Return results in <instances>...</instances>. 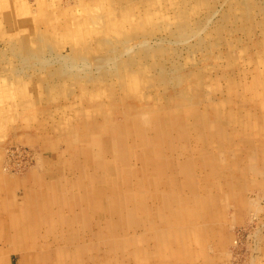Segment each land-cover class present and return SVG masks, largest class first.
Here are the masks:
<instances>
[{"label":"rangeland","instance_id":"374dc122","mask_svg":"<svg viewBox=\"0 0 264 264\" xmlns=\"http://www.w3.org/2000/svg\"><path fill=\"white\" fill-rule=\"evenodd\" d=\"M3 226L60 264H264V0H0Z\"/></svg>","mask_w":264,"mask_h":264},{"label":"bare ground","instance_id":"6f19581e","mask_svg":"<svg viewBox=\"0 0 264 264\" xmlns=\"http://www.w3.org/2000/svg\"><path fill=\"white\" fill-rule=\"evenodd\" d=\"M44 40V39H43ZM43 51V50H42ZM18 54V53H17ZM22 54V53H21ZM70 62H66L65 63V66L66 67H62V69H64V68H67L68 66V68H71V67H73L74 66V64L71 62L70 64H69ZM62 65V64H61ZM73 65V66H72ZM62 66H64V64L62 65ZM133 128H134V132L133 133H138L139 132V135L141 134L142 136H143V134H142V131H138V129H137V126H135V125H133ZM125 132V134L127 133V129H126V131H124ZM99 133V132H98ZM99 138V137H98ZM95 139V138H94ZM130 139H131V137H130ZM97 141V140H96ZM100 141V140H99ZM122 145V144H121ZM121 147V146H120ZM67 149V148H66ZM144 156V155H143ZM66 157V156H65ZM57 158V157H56ZM59 162V161H58ZM75 163V162H74ZM156 163V162H155ZM158 164V163H157ZM53 165V164H52ZM57 165V164H56ZM66 165V167H69V168H71V167H74V165L73 164H71V162H70V164H65ZM56 167V166H55ZM59 167H63V165L62 166H59ZM48 168H49V166H48ZM5 169V168H4ZM154 169H156V167L154 168ZM51 170V169H50ZM60 171H61V169L60 168H53V171H51V172H54V174H55V177L57 176V174L59 173V175H61L62 174V172L60 173ZM65 171V170H64ZM162 173H163V171H162ZM178 174H179V171H178ZM185 175V174H184ZM56 178H59L60 179V177H56ZM154 180V179H153ZM169 180V179H168ZM62 181V180H61ZM208 182V181H207ZM169 183V182H168ZM174 183V182H173ZM133 185V184H132ZM187 185V184H186ZM173 186H175V185H173ZM106 188V187H105ZM176 188V187H175ZM138 189V188H137ZM177 192V191H176ZM107 193V192H106ZM109 193V192H108ZM97 194V193H96ZM104 194V193H103ZM142 195V197L144 196V194L142 193L141 194ZM67 196V195H66ZM100 196V195H99ZM98 196V197H99ZM111 196V195H110ZM140 196V195H139ZM68 197V196H67ZM135 197H136V195H135ZM145 197V196H144ZM29 197H27V199H28ZM69 198V197H68ZM70 199V198H69ZM135 199V198H134ZM140 199V198H139ZM71 201H73L74 199H70ZM66 203H69V200L67 199V198H65V200H64ZM65 204V203H64ZM64 206V205H63ZM139 206V205H138ZM171 208H172V206H170ZM22 208V207H21ZM144 208H146V207H144ZM150 208H152V207H150ZM79 208H74V219L75 218H78V217H80L81 216V214H80V212H79V210H78ZM94 210H97L96 208H93ZM102 209H104L105 211L104 212H99L103 217H106V215H107V217H106V221H108V222H111L112 220V223H113V233L114 234H116V233H119V231H120V227H123L124 228V224L120 221V220H118V219H120V213L121 212H123L122 210H121V208L120 209H118V208H109V210H106L105 208H102ZM140 209H143V208H133V211L131 210L130 212H128L127 214H132V213H134V216H135V214H136V212H138ZM190 209V208H189ZM188 209V210H189ZM250 209V208H249ZM144 210V209H143ZM185 210V209H184ZM205 210H207V209H205ZM244 210V209H243ZM98 211V210H97ZM141 211V210H140ZM180 211V210H179ZM13 213V212H12ZM185 213V212H184ZM84 214H88L87 212L86 213H84ZM201 215H202V213H201ZM4 216V215H3ZM95 217V216H94ZM208 217H212L211 219H216L217 218V216H208ZM28 218V217H27ZM134 218V217H133ZM5 219V218H4ZM194 219L196 220V219H198V217H194ZM207 219V218H206ZM7 220V219H6ZM5 220V221H6ZM151 220V219H150ZM190 220L192 221L193 219L192 218H190ZM219 220V219H218ZM8 221V220H7ZM174 221V220H173ZM180 221L181 220H179V222L178 223H180ZM168 222V221H167ZM182 222H183V220H182ZM201 222V221H200ZM199 222V223H200ZM173 223H175V222H173ZM172 223V224H173ZM192 223H193V221H192ZM210 223V222H209ZM218 223V222H217ZM123 224V225H122ZM147 224H149V223H147ZM169 224H171V222H169L168 223V225ZM208 224V223H207ZM7 225V224H6ZM16 225V224H15ZM20 225H21V223H20ZM122 225V226H121ZM137 225H139V223H138V221H135L134 222V226H137ZM150 225V224H149ZM173 225H176V224H173ZM204 225V224H203ZM213 226H214V224H212ZM212 225H210L209 224V227L211 226V230H212ZM218 225H220V224H218ZM229 225V224H228ZM9 226V225H8ZM201 226V225H200ZM205 226V225H204ZM183 228H184V226H182ZM192 227V226H191ZM228 228V227H227ZM0 229H3V230H6L7 228L6 227H0ZM112 229V225H111V228L109 229V230H111ZM170 229H172L171 227H170ZM214 229V228H213ZM17 230V229H16ZM168 230V229H167ZM167 230H163V231H160V232H158L157 234H154L155 236H161L162 237V240H163V242H165L166 244L167 243H169L168 242V238H167V234H166V232H167ZM173 230L175 231L174 232V235H175V233H176V235L174 236L175 237V243H176V246L179 244V245H181L182 246V243H185V240L186 241H189L190 243H192V245H198L199 244V241H200V239H199V237H200V233L197 231V230H195V229H191L190 231L189 230H187V232H186V238L184 239V236H182V232H181V234H180V230L177 228V226L175 227L174 226V228H173ZM220 231V230H219ZM7 232V231H6ZM24 232H26V236H24L23 234H24ZM28 232H29V230H28V228L26 227L25 229H23V230H18V231H16L15 233V235L14 236H12V237H14L16 240H11L12 239V237H10V235H11V233L8 231V236H5V237H3V238H0V240L2 241V242H7L8 244L9 243H13L14 242V245L13 246H11L12 248L11 249H8V250H6V252H7V254L9 253L10 254V252H15V253H18L19 255H20V257L22 258V263L21 264H23L24 262H25V264H29V263H27V261H29L30 262V264H60V263H58V260H60L61 261V258H62V256H60V257H58L56 254H62V250L61 249H59V251H57L56 249L54 250V252H53V249H52V245L53 244H51L50 242H47L45 245H39L38 246V242H37V240L35 239V238H32L31 236H30V238H28V241L27 242H25L26 240L25 239H22V238H25V237H27V235H28ZM194 232V233H193ZM135 233V232H134ZM139 233V232H138ZM211 233V232H210ZM2 234V233H1ZM5 234H7V233H5ZM152 234V233H151ZM166 234V235H165ZM193 234H195V236L193 235ZM153 235V234H152ZM169 235H171V233L169 234ZM80 238H82V234H80V235H78ZM84 237H86V235L84 236ZM156 237V238H157ZM173 238V237H172ZM205 238V237H204ZM151 239H153V236H151ZM158 239V238H157ZM159 239H161V238H159ZM197 239H199V241L197 240ZM216 239V238H215ZM10 240V241H9ZM212 240V239H211ZM220 240V239H219ZM170 241V240H169ZM203 241V240H202ZM196 242H198V243H196ZM74 243V242H73ZM157 243H160L159 241L157 242ZM173 243V242H172ZM203 243H204V241H203ZM174 244V243H173ZM208 245V244H207ZM198 246H200L201 247V249H203L204 248V245H202V243L201 244H199ZM158 248V247H157ZM183 248V247H182ZM208 248V247H207ZM37 249L38 250H42V251H40L39 253H37ZM184 249V248H183ZM88 250V249H87ZM118 250H119V248H118ZM168 250V249H167ZM171 250V249H170ZM19 251V252H18ZM189 251H191V250H189ZM174 252V251H173ZM259 252V251H258ZM5 253V252H4ZM4 253H3V256L2 255H0V264H2L3 263V258H4ZM85 253H88V252H85ZM155 253H156V256H159L161 253L163 254L164 252H163V250L161 249V253H159V252H157L156 250H155ZM222 253V252H221ZM261 253V252H260ZM1 254V253H0ZM78 256H81V255H78ZM77 256V261H78V263L79 262H81V259H80V257H78ZM121 256V255H120ZM156 256H155V254H153L152 255V259H154V258H156ZM174 256V255H173ZM55 257H57V258H55ZM20 259V258H19ZM18 259V260H19ZM5 261H8V260H4V263H5ZM24 261V262H23ZM173 261V260H172ZM110 262V261H109ZM138 262V261H137ZM10 263V262H9ZM17 263V262H16ZM64 263V262H63ZM117 263V262H116ZM180 263V262H179ZM183 263V262H182ZM210 263V262H209Z\"/></svg>","mask_w":264,"mask_h":264}]
</instances>
